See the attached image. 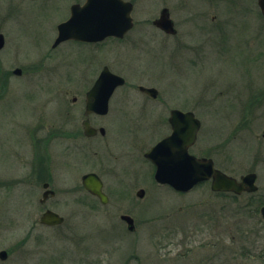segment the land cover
I'll list each match as a JSON object with an SVG mask.
<instances>
[{
    "label": "rangeland",
    "instance_id": "obj_1",
    "mask_svg": "<svg viewBox=\"0 0 264 264\" xmlns=\"http://www.w3.org/2000/svg\"><path fill=\"white\" fill-rule=\"evenodd\" d=\"M133 1L135 27L124 39L54 48L69 0H0V251L8 252L0 264H264L256 203L264 200V97L255 106L247 97V87L264 88V16L256 0ZM164 6L177 20L176 37L151 24ZM104 65L127 82L108 115L93 118L109 134L102 170L109 201L83 188L81 176L95 164L87 152L75 174L60 172L59 193L43 204L42 127L82 122L81 92ZM138 85L159 90L155 105L141 106ZM171 95L192 98L203 143L227 144V155L214 157L218 167L238 178L260 171L257 194L216 192L210 181L186 193L156 183L144 152L159 139L149 130L156 110L168 115ZM46 207L66 221L39 223ZM124 213L135 218L134 233Z\"/></svg>",
    "mask_w": 264,
    "mask_h": 264
},
{
    "label": "water",
    "instance_id": "obj_2",
    "mask_svg": "<svg viewBox=\"0 0 264 264\" xmlns=\"http://www.w3.org/2000/svg\"><path fill=\"white\" fill-rule=\"evenodd\" d=\"M259 5L264 14V0H259ZM132 3L124 0H87L84 6L74 5L70 18L58 25V37L54 46L68 38H76L85 41H99L107 36L114 35L123 37L133 26L131 16ZM166 32L173 33V21L170 18L168 8H163L160 17L154 21ZM5 45V36L0 33V51ZM20 74L21 70H15ZM125 82V79L113 73L107 66L100 72L95 84L88 92L86 114L97 112L105 114L108 112L109 98L114 90ZM154 97L157 95L155 88L140 86ZM170 122L174 123L175 132L153 146L145 156L156 166L155 179L161 184H168L175 190L188 192L197 184L212 180L213 191H233L241 193L244 190L256 191V173H248L238 181L221 170L215 168L211 158H198L188 153V144H192L200 128V120L192 112L183 113L179 110L171 112ZM87 135H93L94 129L89 120L84 121ZM188 131L190 140L188 143L181 139L180 133ZM84 187L92 194L99 197L102 203L108 202L107 195L102 190V181L96 173H87L83 176ZM53 191L47 190L43 194L41 202H44ZM137 195L142 198L145 190L140 189ZM264 211V208H263ZM121 218L129 224L133 230V218L123 214ZM64 217L52 210H46L40 217V223L49 226L61 224ZM8 252L0 251V259L6 260Z\"/></svg>",
    "mask_w": 264,
    "mask_h": 264
},
{
    "label": "flooded vegetation",
    "instance_id": "obj_3",
    "mask_svg": "<svg viewBox=\"0 0 264 264\" xmlns=\"http://www.w3.org/2000/svg\"><path fill=\"white\" fill-rule=\"evenodd\" d=\"M124 1L132 3V6H133L132 11H131V15H132V13L134 12V9H135L134 1L133 0H124ZM231 1L233 2V1H237V0H231ZM86 2H87V0H72V1L69 0L68 4L66 6V12H69V14H68V16L63 18L61 20V22H65L70 18L71 9L74 5L84 6ZM256 2H257V5L259 7L258 0H256ZM163 8H168V10H169L170 18L172 19L173 27L175 28V32H173V33L166 32L163 29H161L159 26L154 24V21L160 17L161 11ZM259 9H260V12L262 13V10L260 7H259ZM171 14H172V12H171L170 8L167 6H164L160 9L158 16H156V17H154V19H152L151 24H152L153 28L156 29V31L158 30L163 35L168 36V37H171V36L176 37L179 34V30L177 27V20L174 19ZM132 18H133V26H132V28H130V30L122 38L109 36V37H106L105 39H103L101 41H96V42H90V41H84V40H77L75 38H69V39L64 40L63 42H61L57 46L63 45L65 43H74V44L88 45L90 47H98V46L105 44L108 41H111V40L112 41L113 40H122L135 27V19H134L133 15H132ZM61 22H59V23H61ZM58 24L56 25V37H55L54 41L56 40V38L58 36ZM18 76H22V73L19 74ZM261 77L264 78V74ZM97 78H98V75L94 79L92 85L88 89H86V90L84 89V91L81 92V94H82L81 105H84V112H83L84 113V119L82 120V122H80L79 119L74 120V121L73 120H64V121H60L58 123L48 124V126L42 127V129H43L42 142H43L44 154L42 156V160H40V161H41V166L43 167V174H42V176H37V177L40 178L39 180H40V182H42V187L44 188L43 193L47 190L53 191V193H54V194L49 193V196L43 202V204H46L49 200L53 199L57 193H59V191L61 189V184H63V182L62 181L60 182V180H59L58 175H60V172L64 170L66 173H69L68 175H70L71 172L72 173L77 172L80 169V163L83 159V156H86L87 152H90L93 155L92 160L94 161L95 164H94V168L92 170L82 174L81 179L87 173H91V172L96 173L102 181V190L107 195L108 200H109L108 191L106 188V183H105L103 173H102V170L105 168L104 157H107V155H106L107 150L105 148L107 146L104 144V142L105 141L107 142V137H108L107 135H109V134H107V129H106L107 124L104 123L105 121L103 120L104 122H101V121L95 122L93 120V118L96 117L98 119H104L103 117H106V115H108L109 111L111 110L112 101H113V98L115 96L114 94L116 93V91L119 87L125 86L127 82H126V78L124 77L125 83L122 84L121 86H119L110 96L109 102H108V112L107 113L99 114L97 112H91L90 114L87 115L86 114V106H87V101H88V92H89L90 88L93 86V84ZM140 86H144V87H148V88H155V87L154 86H148V85H138V93H140L139 98L142 97V99H144V101L142 102L144 105H141V106L143 108H147L145 105H152V103H154V105H155V101L157 99H159V96H158L159 90L157 89V95L154 97L148 91L140 89L139 88ZM247 91H248L247 97L248 96L252 97V105L253 106L256 105L255 98L259 99V98L264 97V88H261L259 86L255 87V89H253V90L252 89L248 90V87H247ZM171 96H172L171 97L172 98L171 99L172 105L167 106V108H169L167 110L168 115H166L165 112L163 113L162 111L156 110V113L157 114L159 113L158 117H156L157 120L155 119L153 121L154 126L151 130H149L150 133H156L157 138L159 137L157 142H159L160 140H162L168 136L173 135L175 132L174 123L170 122L171 112L173 110H179L183 113L193 112L195 114V116L198 119H200L201 126L197 132V136H196L195 141L192 144H188V148H187L188 153L191 155H196L198 157L212 158L214 163H215L214 157L226 156L227 155V144L224 143L222 140H219L218 145L212 146L211 149L209 148V146L207 144L203 143L204 139L201 140L203 122H202V119L197 115V112L192 105V103H193L192 98H190L188 96H183V97H179L176 95H171ZM236 96H234V97L236 98ZM73 101H77V96L73 97ZM161 101H164V100H161ZM234 103H236V102H233V104ZM243 104H245L244 105V107H245L246 102H243ZM148 107H150V106H148ZM234 108L237 109L235 106H234ZM239 111L240 110L238 107L237 112H239ZM152 112H155V111H152ZM140 115H142L143 118H145V115H143V114H140ZM85 120H89L91 127L94 129L93 135H87L86 134L85 125H84ZM141 120H142V118H141ZM130 130H132V128H130ZM263 136H264V133H263ZM180 137H181V139H184L185 143H188L190 140V137L188 136L187 130L182 131L180 133ZM256 137L258 138L259 135L256 134ZM90 141L93 144H90V143L87 144L86 143V142H90ZM94 141H96V142L94 143ZM200 141H201V144L199 143ZM83 142H84V144H82ZM96 144H98V145H96ZM107 145L110 148V145L108 143H107ZM151 147H149V148H151ZM149 148H148V150H149ZM147 151L144 152L145 158H146L145 154ZM67 158L72 159L73 162L70 164L66 163L65 159H67ZM146 160H147V162H149L152 165L153 169H150L149 171H150V174L152 173V175L154 177L156 167L148 158H146ZM259 161L262 162L264 160L261 159ZM215 166H217L216 163H215ZM66 168H68V169H66ZM218 168H220V167H218ZM122 169L124 170V168H120L119 170H122ZM220 169H222V168H220ZM249 172L250 173L254 172L257 174V182H258V179L260 176V174H259L260 171L256 168H254V169L248 170V172H246V173H249ZM33 173H34V171H33ZM74 174H72V175H74ZM157 184L161 185L159 183H157ZM140 189H144V188H140ZM84 190H86V189L84 188ZM258 190H259V186L255 192H246L245 191V192L240 193L239 195L244 194V193L257 194ZM86 192H88L92 197H94L100 203H102L96 195L90 193L88 190H86ZM145 193H146V191H145ZM136 195H137V192H136ZM239 195H237V196H239ZM256 203L261 204V206L259 207L260 218L262 221H264V211H263L264 200L262 199L260 202L259 201L257 202V200H256ZM46 210H53V211L57 212L56 210H54L50 207H46L45 211ZM57 213L60 214L59 212H57ZM124 214H127V213H124ZM60 215L64 217V221H63V223H64L66 221V217L62 214H60ZM127 215H129L133 218V230L129 229V224L127 222H125L123 219H121V220L124 222L126 229L128 231H130V233H134L136 228H137L135 218L130 214H127ZM62 224H59V225H62ZM59 225H57V226H59ZM122 226H123V224H122Z\"/></svg>",
    "mask_w": 264,
    "mask_h": 264
}]
</instances>
